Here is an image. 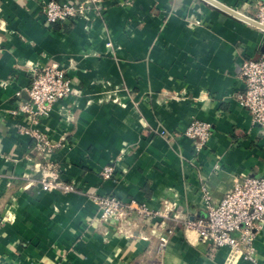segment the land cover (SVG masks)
Segmentation results:
<instances>
[{
	"label": "crops",
	"instance_id": "1",
	"mask_svg": "<svg viewBox=\"0 0 264 264\" xmlns=\"http://www.w3.org/2000/svg\"><path fill=\"white\" fill-rule=\"evenodd\" d=\"M46 1L0 0V264H254L172 220L103 224L88 194L192 218L205 214V192L220 199L235 176L264 177V128L238 100L241 60L264 53L250 19L263 0H100L61 23L44 19ZM51 61L72 92L35 121L13 113L31 68ZM194 120L209 125L198 151L184 134ZM21 127L48 135L78 192L39 189L43 155ZM253 245L264 264V224Z\"/></svg>",
	"mask_w": 264,
	"mask_h": 264
},
{
	"label": "built area",
	"instance_id": "2",
	"mask_svg": "<svg viewBox=\"0 0 264 264\" xmlns=\"http://www.w3.org/2000/svg\"><path fill=\"white\" fill-rule=\"evenodd\" d=\"M100 0H48L43 4L44 19L49 23H61L76 18H87L97 12ZM256 13L250 19L264 30V1H256ZM32 77L24 88L27 99L20 101L13 113L21 112L35 121L38 116H47L52 105L72 92L70 79L57 61L31 68ZM243 91L238 95L239 103L250 113L253 125L264 128V53L258 57H243L240 62ZM16 95H20L17 91ZM21 133L33 140V148L43 155L44 162H37L40 173L37 179L39 189L45 192L60 191L76 193L78 188L73 182L65 181L58 173L57 164L51 158L55 144L43 131L21 127ZM184 134L197 138L195 150H200L209 137V125L205 121L194 120ZM114 174V168L106 165L100 171L104 179ZM90 200L96 205L98 220L103 224L110 222L132 225L136 220H156L161 223L174 221V228L182 226L185 231H194L197 241L209 247H228L231 255L256 264L253 245L255 234L264 224V177L237 175L232 186L220 199H213L204 193L205 214L198 217H182L165 204L162 209H151L145 203L134 199L123 200L115 194L89 193ZM170 229L168 232L171 233ZM167 238L159 243L163 249Z\"/></svg>",
	"mask_w": 264,
	"mask_h": 264
},
{
	"label": "water",
	"instance_id": "3",
	"mask_svg": "<svg viewBox=\"0 0 264 264\" xmlns=\"http://www.w3.org/2000/svg\"><path fill=\"white\" fill-rule=\"evenodd\" d=\"M264 1V0H263Z\"/></svg>",
	"mask_w": 264,
	"mask_h": 264
}]
</instances>
